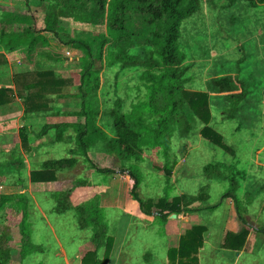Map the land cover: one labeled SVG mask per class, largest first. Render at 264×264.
<instances>
[{"label": "rangeland", "instance_id": "374dc122", "mask_svg": "<svg viewBox=\"0 0 264 264\" xmlns=\"http://www.w3.org/2000/svg\"><path fill=\"white\" fill-rule=\"evenodd\" d=\"M46 7L35 2L25 4L22 0H0V43L9 41V45L15 47L6 53L10 67L0 68V85L6 87L16 72L34 71H53L66 84L62 92L66 97H50L51 107L54 113L60 114L58 116L19 120L21 108L17 105L0 110V197L26 193L31 198L28 218L31 247L24 256L20 253V215L12 209L0 210V264H82V259L95 251L100 261L106 258L105 264H168L167 251L177 248L180 237L194 226L207 229L204 247L198 255L199 264H206L210 257L222 256L220 249L232 224L249 228L252 239L248 241L256 245L252 256L245 254L243 264L252 261L264 264V237L253 234L255 229H264V5H250L245 0L232 3L200 0L198 11L182 24L178 42L184 57L182 70H185L180 108L190 123V132L182 133L180 125L174 124L168 148L164 150L153 146L149 140L151 132L156 130L158 117L142 115L136 121L138 129L145 130L142 133L144 141L140 149L127 157L125 164L135 166L141 173L139 197L154 204L161 199L172 202L178 198L185 209L184 213L171 215L165 222L159 220L155 207L150 209L152 215L147 216L133 200V182L126 175L121 176L122 163L116 152L108 149L105 152L101 143L89 151L88 158L95 167L116 174L102 176L77 153L74 142L56 144L54 138L41 136L44 123L77 122L76 117L65 115L81 110L82 100L78 94L84 55L71 47L39 43L34 53L26 57L25 50L19 46L20 38L9 31L4 33L10 26H6L2 18L8 14L19 15L24 19L16 24L23 28L30 24V11L38 9L44 13ZM58 25L65 42L78 30L67 20H59ZM150 33L147 19L137 16L130 27V45L126 44L135 50L131 54L134 58L148 64L156 61L152 52L145 49L149 46ZM94 69L101 70L99 97L105 100L107 107L100 110L97 122L101 124L97 126L100 128L103 123L107 127L104 132L113 138L108 112L119 104L121 112L129 114L133 105L143 102L146 97L143 75L151 69H123L119 63L113 64L106 58ZM151 71L157 75L160 69ZM225 77L236 78L246 85L248 102L239 106L233 118H228L230 107L224 97L210 88L214 79ZM194 93H203L209 98L212 115L209 126L222 136L229 151L212 146L201 135L204 125L184 98ZM29 126L32 154L26 155L21 148L19 131ZM19 157L25 161L27 175L33 166L45 161L75 157L78 164L72 171L58 173L55 183L35 185L26 176V185L22 187L15 185L16 175L10 168L18 169L16 159ZM214 164H223L220 167H226L227 171L220 170V178L210 180L204 169ZM228 175L236 178L235 195L246 227L239 221L231 199L220 204L222 196L231 189L225 180ZM77 180L85 181L88 187L77 193L82 201L74 198L70 203L75 201L73 206L102 210L105 230L100 235L102 239L95 242L91 227L81 228L75 211L57 210V195L66 192ZM219 204V208H214ZM107 237L112 238L113 243L107 245L106 252Z\"/></svg>", "mask_w": 264, "mask_h": 264}, {"label": "trees", "instance_id": "16d2710c", "mask_svg": "<svg viewBox=\"0 0 264 264\" xmlns=\"http://www.w3.org/2000/svg\"><path fill=\"white\" fill-rule=\"evenodd\" d=\"M25 4L35 2L38 5H46L45 12L38 9L30 11L32 13L30 24L17 25L22 17L13 14L3 16L2 22L10 28L9 34L19 37L25 50V56L34 53L37 44H54L57 46L71 47L83 53L80 71V87L78 97L82 100L81 110L76 113L66 114L65 116H74L77 122L70 123H52L45 124L41 130V136L54 138L56 144L74 142L79 153L86 163L93 168L98 175L115 176L116 174L108 169H100L93 165L88 158L89 151L98 143H101L105 152H116L122 163L121 176L126 175L133 182L131 196L137 201L140 208L147 216L152 215V207L158 211V217L161 222H165L171 215H177L185 212L180 206L181 200L176 198L172 202L161 199L157 203L151 201L144 202L139 197L137 190L141 185V173L135 166L125 164L127 157L134 153V150L140 149L144 138L142 133L144 129H138L137 120L142 115H152L158 117L156 121V130L151 132L149 139L153 146L161 147L164 150L169 145V133L174 124L180 125L183 133H189L191 130L188 119L181 113V86L184 81L182 77L185 70H182L184 57L179 49V39L181 36L182 24L193 14H195L200 5V0H22ZM234 2L235 0H228ZM250 5H264V0H245ZM137 16H143L147 19L148 26L151 29L149 46L145 49L151 51L152 56L156 57L155 62L142 63L134 58L132 50L128 47L131 42L130 27ZM24 19V18H23ZM22 19V20H23ZM16 20V21H15ZM59 20H67L75 25L78 30L76 35L69 38L66 42L60 36ZM15 23V24H14ZM20 24V23H19ZM17 25V26H16ZM16 30V31H13ZM21 30V31H20ZM20 31V32H18ZM128 44V45H126ZM127 47V48H126ZM15 50V47L9 45V41L0 43V68L7 67L8 61L4 54ZM135 51V50H133ZM113 64L119 63L121 68H142L148 67L151 70L160 69L156 75L151 70L144 74L146 97L139 104L133 105L129 114L122 113L119 104L111 109L108 114L111 116L113 138H109L104 132L107 127L102 123L99 128L97 119L101 109H107L104 106L105 100L99 97L102 92L100 85L101 70L94 69L97 63H102L104 59ZM14 89L0 88V108L14 104L16 100L22 102L24 108V117L33 114L38 116H58L51 107L50 97L58 99L66 97L62 95L65 81L57 78L53 71L28 72L14 74L12 77ZM210 88L215 90L216 94L222 95L229 105V116L233 118V113L239 106L247 101L246 85L236 78L225 77L214 79ZM264 95V91H263ZM188 100V106L194 116L204 125L201 135L210 142L212 146L229 151V148L223 144V138L209 126L212 120L209 98L203 93H194L185 95ZM248 102V101H247ZM119 109V110H118ZM55 114V115H53ZM104 116H107L105 113ZM83 120V121H82ZM137 121V122H136ZM145 131V130H144ZM28 128L23 127L19 131L21 139V148L23 154L31 155ZM75 152V151H74ZM73 153L72 150L70 154ZM19 163L18 169H13L15 174V185L24 187L26 179L31 184H50L58 180V173L63 171H72L76 168L78 161L75 157L62 158L54 161H45L39 166H33L28 175L24 165V159H16ZM223 164L208 165L204 169L207 178H220L222 171H227ZM124 168H128L127 170ZM221 168V169H217ZM212 170V173H210ZM2 171V170H1ZM221 172V173H220ZM224 172V171H223ZM168 174L169 172L166 171ZM123 174V175H122ZM243 175V174H242ZM227 178V179H226ZM225 178L230 183L231 189L222 196L223 201L231 199L239 221L244 226L245 220L241 216L239 208V199L235 195L234 185L236 178L228 175ZM88 187L83 180H77L72 187L61 195H57V210L61 212L75 211L81 228L91 227L93 239L97 241L102 239L100 235L105 230L102 210L97 207H79L73 206L75 201L82 199L77 196L81 188ZM56 195H52L55 198ZM75 198L73 203H70ZM31 198L24 194L2 195L0 197V210L8 208L20 215L19 228L21 232L22 244L21 254L24 256L31 247L30 242V223L29 204ZM220 204L214 208H219ZM191 212V211H190ZM245 226V227H246ZM207 232L204 226H194L187 230L179 239L177 248H171L167 251L168 264H199V251L204 247V235ZM264 237V229L256 231ZM249 232L243 229L238 234L227 233L223 249L231 251H241L247 241ZM113 243L112 238L107 237V245ZM99 247V246H98ZM110 250V249H109ZM109 253V252H108ZM107 253V256H108ZM97 252H92L82 259V264H105L106 258L100 261L96 256ZM106 256V257H107Z\"/></svg>", "mask_w": 264, "mask_h": 264}, {"label": "crops", "instance_id": "0c3cea01", "mask_svg": "<svg viewBox=\"0 0 264 264\" xmlns=\"http://www.w3.org/2000/svg\"><path fill=\"white\" fill-rule=\"evenodd\" d=\"M51 45V44H50ZM52 45H54V44H52ZM5 57L7 58V55L5 54ZM7 61H8V58H7ZM10 65H11V63H9V61H8V65H7V67H10ZM28 72V71H27ZM17 73V72H16ZM15 73V74H16ZM18 74H19V72H18ZM13 75L14 74H12L11 75V80H10V82L9 83H7V85H6V88H12V89H14V84H13V82H12V77H13ZM2 87V85H0V88ZM16 105H17V107H19V108H21V115H20V117H19V120H20V118L22 119V118H25L24 117V113H23V111H24V108L22 107V102L20 101V100H16V102L14 103V104H11V105H9V106H6V107H4V108H11V107H16ZM1 109H3V108H0V110ZM35 116H37V118H39V120H41V118H42V116H38L37 114H33V115H30V116H28V118L29 117H31V118H34ZM53 118V117H52ZM54 123V122H53ZM44 124H48V123H44ZM49 124H52V122H50ZM34 126V125H33ZM29 128V130H31V126H29L28 127ZM29 173V172H28ZM35 185H43V186H45V185H47V184H35ZM232 226H233V228L232 229H230L229 231H228V233H232V234H238V233H240L242 230H243V228H238V226L235 224H232ZM258 230V229H257ZM256 229L255 230H253V234H258L256 231H257ZM247 231L249 232V235H248V238H247V241H246V244H245V246H244V248L241 250V251H231V250H225V249H223L222 247H221V249H220V252H221V255L222 256H220V258H218V256L217 257H210L209 258V261L207 262V263H211V262H213L214 263V261H217V264H243V261H244V259H243V257L245 256V254H249V256H252V253L254 252V248L256 247V245L255 244H251L250 243V241H248L249 240V238L250 239H252V235H251V230L249 229V228H247ZM258 235H260V234H258ZM206 263V264H207ZM215 264V263H214ZM251 264H256V262H254V261H252L251 262ZM258 264V263H257Z\"/></svg>", "mask_w": 264, "mask_h": 264}]
</instances>
